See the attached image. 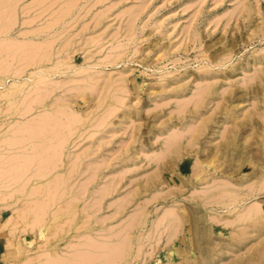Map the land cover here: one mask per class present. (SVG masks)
<instances>
[{"label": "rangeland", "instance_id": "obj_1", "mask_svg": "<svg viewBox=\"0 0 264 264\" xmlns=\"http://www.w3.org/2000/svg\"><path fill=\"white\" fill-rule=\"evenodd\" d=\"M0 27V70L28 66L0 96V169L19 167L0 214L27 210L6 220L14 264H237L260 246L220 249L212 214L232 213L201 204L191 163L241 191L264 178V0H0ZM253 202L264 188L237 207Z\"/></svg>", "mask_w": 264, "mask_h": 264}, {"label": "bare ground", "instance_id": "obj_2", "mask_svg": "<svg viewBox=\"0 0 264 264\" xmlns=\"http://www.w3.org/2000/svg\"><path fill=\"white\" fill-rule=\"evenodd\" d=\"M6 25H4V26H6ZM6 27H5V30L8 31L9 29H7L8 27L7 28ZM0 29H1V27H0ZM5 30H4V32H5ZM1 31L2 30H0V32ZM7 33L8 32H6V34ZM9 42H10V40H9ZM5 43L6 42L4 41V44ZM20 43H22V41ZM1 44H3V43H1ZM9 44L7 43L5 45H9ZM16 44L19 45V43H16ZM14 45H12V46H14ZM12 46H11V44H10V46H4V45L2 46L1 45L0 48H2V47H7L8 48L9 47L11 49ZM25 46H27V45H24L23 48H26ZM20 47H21V45H20ZM9 48H8V50H6V48H2L1 50L4 51V49H5V52H6V51H9ZM15 48L17 50V46ZM28 48H30V49H28ZM28 48H27L28 50H26V49L23 50L22 49L23 52H22V54H20V55H22V57H20V58L23 59V54L25 53L24 51H26V53L29 54V55L32 54L33 52L34 53L36 52L35 47H32V46L29 47L28 46ZM31 49H32V51H31ZM18 50H19V52L21 51L20 49H18ZM3 51H2V53H3ZM10 52H11V50H10ZM13 52H14V50H13ZM13 52H11V53L15 54ZM28 52H30V53H28ZM42 52L43 51L40 52L41 55L43 54ZM11 53H10V55H12ZM37 54H38V52H37ZM37 54H34L35 55V59H36V55ZM40 54H38L37 57H41ZM5 55H7V57H8L9 53L5 54ZM10 55H9L8 58L11 60V58H14L15 55L14 56L12 55L13 57H11ZM26 56L27 55L24 56L25 60L27 59V57H29V56H27V57ZM42 56H44V55H42ZM17 57H18V55H17ZM31 58L29 57L27 60L30 59L28 62H31V64L32 63L34 64V60H35V59H33L34 57L32 56ZM32 60H33V62H32ZM5 62L8 63V61H5ZM16 62H14L13 65H8L7 64V68L6 67H2L3 70L2 69H1L2 71L0 70V73L5 72V74L4 75L2 74V76L0 74V76H1L0 77V85H3L4 82L6 80H8V79H13V81H12V83L10 85L11 87L8 86V88H7V90L5 92H0V96H3V95L11 96L15 91L21 92L22 89L24 88V86L26 85L25 84L26 82H19L18 79L23 76V73L25 72V70H26V68L28 66L22 68L21 66H24L23 63H22V65L19 64L21 66H19V65L16 66L17 65ZM11 63H12V61L9 64H11ZM4 66H6V65H4ZM14 66H16L17 68L14 67ZM25 66H26V64H25ZM4 69H5V71H4ZM33 74H34V72L32 71L31 75H33ZM6 145H4V149L6 151H9L10 148H8V146H6ZM3 162H5V161L3 159H0V164L3 163ZM18 168L19 167L11 166L10 168H6V169H2L1 168L0 169V194L4 193L2 191L3 186L6 185V183L10 182V181H8L6 179H3L2 175L3 174H8L10 176H13L16 173ZM191 168H192L191 169L192 174H194L197 177L198 180H201V182H203L207 186H209L207 188V190H205V191H202V192L198 191L199 192L198 193V197H199L198 200L201 201V204L204 205V206L207 205V204H214V206H216L217 208H224V209L226 208V212L228 211L229 213H232V215L230 217H227V218L226 217L223 218L222 215H219V214H216V213L212 214V219L211 220H217L220 223H222L223 226L231 228L229 230H226V232L229 233V234H228V236L226 238L222 239V242H220V249H221V247L225 248V249L231 248V247H235L236 250H240V246L249 238L250 235H252V234L253 235L254 234H260V235L264 234V209L256 202H255L256 204L253 202L254 205L250 204V205H246V206H244L242 208L241 207L240 208L237 207V204L240 201L250 197L251 195H254L256 192H257V194H258V192L260 193V190H262L264 188V178L261 177L260 179L256 180L254 182V184L246 185L245 186L246 190L241 191L240 188H238V187H243V185L247 184L249 181L246 180L245 182H243L241 184H238V186H236L234 184V182H232L231 180L228 181L227 179H224V180H226L228 182H225L224 180H220L219 183L217 181H214L212 184H210L211 183L210 181H212L214 177L210 175L209 171L204 167V165H200L198 162L196 164L192 162L191 163ZM0 200H1V197H0ZM21 206H19V208L17 209L18 213H17L16 216H13V213L10 212V215L7 216V221H14L13 220L14 218H16L17 220L23 221L24 219L27 218V216L25 217L23 215V211L26 210V209L24 208V210H23V207H21ZM38 209L40 210V208H38ZM37 211L36 210L34 211V212H36L35 214L33 212L32 218L41 219V217H39V216L37 217V214L40 215L39 214L40 212H37ZM27 214L30 215V216L32 215V214H29V212L28 213L26 212L25 215H27ZM166 215H167L166 216V221L168 220L167 221V226L168 227H167V230H166L167 235H168L167 244L168 243H173V246H169L168 252H169V254H173L174 255V254L178 253V248H177V245L175 244V240L177 238V233L180 231V224L182 222L181 221L182 220V213L178 209H173L172 211H171V209H169L166 212ZM204 217H205V222L209 226H211V223L208 221L207 217L206 216H204ZM32 220H34V221H32ZM32 220H31V222L33 223V222H35V220L37 221L38 219H32ZM31 222H29V223H31ZM39 222L41 223L43 221L39 220ZM39 222L37 221L36 224H38ZM29 223H27V225L29 227L30 226L33 227L35 225V223L32 224V225H30ZM38 225H40V224H38ZM31 228H29V229H31ZM32 230H33V228H32ZM11 231L14 232L15 229L12 227ZM224 233L220 232L218 234L223 235ZM211 248L214 249L213 247H211ZM47 262L49 263V261H47ZM171 263L172 264H181L179 261H174V262H171ZM236 263L237 264H264V238L262 239V241L260 243V246H258L256 248H253V250L251 252H248V254L245 257L241 256V259L238 258Z\"/></svg>", "mask_w": 264, "mask_h": 264}, {"label": "crops", "instance_id": "obj_3", "mask_svg": "<svg viewBox=\"0 0 264 264\" xmlns=\"http://www.w3.org/2000/svg\"><path fill=\"white\" fill-rule=\"evenodd\" d=\"M6 220L0 214V264H14L12 250L21 242V237L19 240L15 237V232L11 231Z\"/></svg>", "mask_w": 264, "mask_h": 264}]
</instances>
